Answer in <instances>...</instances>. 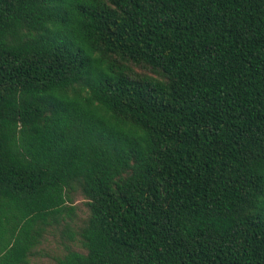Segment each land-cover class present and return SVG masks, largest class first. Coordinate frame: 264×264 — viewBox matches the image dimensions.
I'll use <instances>...</instances> for the list:
<instances>
[{"label": "trees", "instance_id": "1", "mask_svg": "<svg viewBox=\"0 0 264 264\" xmlns=\"http://www.w3.org/2000/svg\"><path fill=\"white\" fill-rule=\"evenodd\" d=\"M59 226L56 264H264V0H0V264Z\"/></svg>", "mask_w": 264, "mask_h": 264}, {"label": "rangeland", "instance_id": "2", "mask_svg": "<svg viewBox=\"0 0 264 264\" xmlns=\"http://www.w3.org/2000/svg\"><path fill=\"white\" fill-rule=\"evenodd\" d=\"M72 204L75 207V215L69 222V229L77 232L88 217L89 210L86 200L79 191L72 194ZM65 226L49 227L45 232L40 245L34 249V255L29 258V264H56V260L62 257L67 249L83 252L78 238L69 239Z\"/></svg>", "mask_w": 264, "mask_h": 264}]
</instances>
